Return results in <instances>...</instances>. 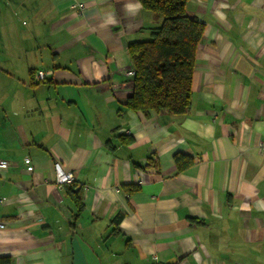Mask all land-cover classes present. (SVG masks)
Returning <instances> with one entry per match:
<instances>
[{
  "label": "crops",
  "instance_id": "crops-1",
  "mask_svg": "<svg viewBox=\"0 0 264 264\" xmlns=\"http://www.w3.org/2000/svg\"><path fill=\"white\" fill-rule=\"evenodd\" d=\"M186 5L205 25L191 109L144 117L129 46L160 21L138 0H0V257L264 264V0Z\"/></svg>",
  "mask_w": 264,
  "mask_h": 264
},
{
  "label": "trees",
  "instance_id": "trees-1",
  "mask_svg": "<svg viewBox=\"0 0 264 264\" xmlns=\"http://www.w3.org/2000/svg\"><path fill=\"white\" fill-rule=\"evenodd\" d=\"M138 1L160 22L151 29V39L130 43L134 90L124 106L144 117L151 113L186 115L192 106L195 53L205 25L198 18L188 17L186 4L190 0ZM122 139L123 143L132 142L128 137ZM176 159L179 163L181 157L178 155ZM70 194L82 211V197L76 192ZM119 222L120 218L116 225ZM0 264H13V261L3 256Z\"/></svg>",
  "mask_w": 264,
  "mask_h": 264
},
{
  "label": "built area",
  "instance_id": "built-area-1",
  "mask_svg": "<svg viewBox=\"0 0 264 264\" xmlns=\"http://www.w3.org/2000/svg\"><path fill=\"white\" fill-rule=\"evenodd\" d=\"M74 7H75L74 9L78 10L79 12H82L84 8H86V5L84 2L78 1L74 3ZM50 74L51 73L47 71H39V72H36L35 77L37 81L43 82L47 79V77ZM127 74L131 77L134 76L133 70H130ZM27 162L30 163V160H28ZM9 165H10L9 162H7L6 160L0 159V172L7 170ZM55 171H56V182L55 183H57L59 186L66 185L68 183L69 184L73 183L74 181L73 174L67 173L64 170H62L59 164L56 165ZM6 202H7V199L0 196V205L5 204ZM4 227L5 225L0 223V229Z\"/></svg>",
  "mask_w": 264,
  "mask_h": 264
}]
</instances>
